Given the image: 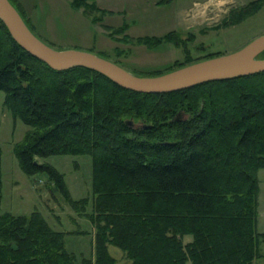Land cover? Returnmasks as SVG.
Returning a JSON list of instances; mask_svg holds the SVG:
<instances>
[{
	"label": "trees",
	"instance_id": "trees-1",
	"mask_svg": "<svg viewBox=\"0 0 264 264\" xmlns=\"http://www.w3.org/2000/svg\"><path fill=\"white\" fill-rule=\"evenodd\" d=\"M0 90L29 125L14 146L20 167L46 173L76 209L86 197L70 198L62 173L39 158L91 157L94 255L83 263L117 264L110 245L128 264H252L264 255L255 175L264 168V71L138 92L88 67H50L0 18ZM64 235L38 210L3 211L0 264H75Z\"/></svg>",
	"mask_w": 264,
	"mask_h": 264
},
{
	"label": "rangeland",
	"instance_id": "rangeland-1",
	"mask_svg": "<svg viewBox=\"0 0 264 264\" xmlns=\"http://www.w3.org/2000/svg\"><path fill=\"white\" fill-rule=\"evenodd\" d=\"M88 1L92 4L84 9L72 0H12L32 31L54 48L92 51L136 75H156L228 53L264 33V0ZM3 97L0 90V213L40 211L54 229L65 231V246L75 254V264H85L82 259L94 255L91 157L66 153L39 158L62 173L70 198L86 197L76 209L46 173L27 174L20 167L14 146L29 125L12 114ZM255 175L256 228L264 232V168L257 167ZM109 249L117 264L129 263L119 247ZM252 264H264V255Z\"/></svg>",
	"mask_w": 264,
	"mask_h": 264
},
{
	"label": "water",
	"instance_id": "water-1",
	"mask_svg": "<svg viewBox=\"0 0 264 264\" xmlns=\"http://www.w3.org/2000/svg\"><path fill=\"white\" fill-rule=\"evenodd\" d=\"M0 18L11 36L30 54L58 70L84 66L106 75L121 87L138 92L164 93L203 82L223 80L264 71V33L238 49L208 57L156 75H136L120 64L92 51L56 49L39 38L10 0H0ZM131 123V120H128Z\"/></svg>",
	"mask_w": 264,
	"mask_h": 264
}]
</instances>
